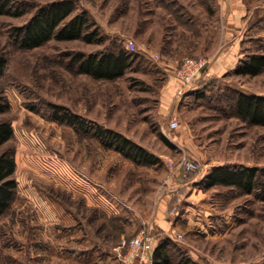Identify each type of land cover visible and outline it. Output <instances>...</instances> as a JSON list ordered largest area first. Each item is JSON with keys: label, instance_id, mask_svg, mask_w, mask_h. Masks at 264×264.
<instances>
[{"label": "rangeland", "instance_id": "obj_1", "mask_svg": "<svg viewBox=\"0 0 264 264\" xmlns=\"http://www.w3.org/2000/svg\"><path fill=\"white\" fill-rule=\"evenodd\" d=\"M51 1L11 0L0 13V103H8L0 121L13 126L0 154L14 151L17 180L0 221V264H136L145 247L133 254L130 240L144 228L158 244L167 240L168 264L182 255L202 264L264 262V177L251 191L207 181L217 165L264 167V125L234 108L237 90L264 94V70L210 67L230 53L238 64L264 51V0H75L65 21L86 10L83 36L21 47L15 27ZM115 48L131 54L116 78L93 77L72 62L77 52ZM187 56L210 62L207 92L177 91L172 106L181 123L171 128L166 84L172 76L182 81L177 69ZM57 111L81 115L87 128L56 118ZM102 128L145 147L149 161L127 155ZM184 156L199 168L187 171ZM176 175L185 179L183 196L166 199L163 191L179 185ZM157 210L178 233L162 230ZM227 219L232 228L215 235ZM155 248L142 264H153Z\"/></svg>", "mask_w": 264, "mask_h": 264}, {"label": "trees", "instance_id": "obj_2", "mask_svg": "<svg viewBox=\"0 0 264 264\" xmlns=\"http://www.w3.org/2000/svg\"><path fill=\"white\" fill-rule=\"evenodd\" d=\"M14 5L11 0H0V13L6 12ZM76 8L75 0H54L42 4L33 16L24 24L15 27V41L24 48H31L42 44L52 36L57 38L81 37L88 23L86 10L74 14L65 21ZM17 13L21 12L16 11ZM91 38V33L86 35ZM131 54L125 48L106 49L99 52H77L72 57V62L80 72H85L96 78H116L122 75L128 64ZM6 59L0 58V75L4 71ZM239 74L256 75L264 70V51L253 52L242 58L235 67ZM208 84V83H207ZM206 84L203 89L194 90L199 96L204 95ZM234 97L235 112L242 118L255 124L264 125V94L237 90ZM8 106V103H0V110ZM59 107V106H58ZM56 118L66 120L69 123H79L87 128L86 121L78 114L69 111L60 113L57 111ZM101 134L113 133L111 129H100ZM13 134V126L10 121H0V144L5 142ZM118 141L117 147L127 155L146 162L149 161L148 150L140 144L113 133ZM114 141V140H113ZM111 143H114V142ZM121 143V144H120ZM16 160L14 151L7 149L0 154V221L4 212L9 208L17 188V180L14 177ZM264 177V167L249 166L242 164H226L215 166L207 175L209 185L221 183L237 185L246 191H251L257 183V178ZM170 254L168 242L163 239L156 246L153 255V264H168ZM179 264H202L190 256L182 255ZM261 264H264L262 262Z\"/></svg>", "mask_w": 264, "mask_h": 264}, {"label": "crops", "instance_id": "obj_3", "mask_svg": "<svg viewBox=\"0 0 264 264\" xmlns=\"http://www.w3.org/2000/svg\"><path fill=\"white\" fill-rule=\"evenodd\" d=\"M236 57H237L236 55L235 56L234 55L231 56V53H230L229 54V58H227L225 62L224 61L221 62L220 58H219V60L216 59L215 62H212L210 64V67H213L214 66L215 72H217V70L219 68H225V70L228 69V68H235L237 64H236V60H234V59ZM238 58L239 57H237L236 59H238ZM219 62H221V63H219ZM207 77H208V75L199 78L194 83L193 88L190 89V90H188V91H186V94H191V95L194 94L195 95L196 93L194 92V90H197V89L203 87L205 84H207V82H208V79H206ZM176 78L177 77L172 76V79H170L169 82L166 84V97L168 99V100H166V104H167L166 110H167L168 113L171 114L170 115L171 116L170 121L173 118H175V116H178L179 113H180L179 112V109L176 107V105L175 106H172L173 105L172 99L175 98V95H176L178 89L182 85V81H180L178 78L177 79ZM179 122L181 123L180 120H179ZM176 180H177V183H179V185H175L174 187H171L170 186L169 188H167L166 190H164L163 191V194H162V196L164 198L168 199V197L170 196L171 193H173V194L178 193L179 195L182 194L181 196H183V192L182 191L184 189V186L186 185L185 179L183 177L179 176V175L178 176L176 175ZM194 193L195 192H193V194ZM193 194H191V195H193ZM189 212H190V209H188V206H185L183 213L185 215H188L189 216V214H190ZM159 213H160V217H159ZM157 217L160 219L159 224H160L162 230H164L165 232H168V233L171 232L172 234L178 233V229H177L176 225L173 224L172 222H170V220H168L166 218L164 211L163 212H161V211L158 212V210H157V212L153 216V220H155ZM188 222H191L190 219L188 220ZM226 222H228V227L227 228H224V232H222V231L219 232V231H216L215 230V232H214L215 235L218 234V233H219V236L220 235H223L224 233L228 232L232 228V223H231L230 219H227ZM154 236H155V234L154 235H151V237L149 238V240L147 242V245L145 246L144 253L146 254L145 255L146 257H144L142 259V261H139L136 264H142V262H145V261H148V260H152V251H153L154 247H156L157 244H158V237H156V236L154 237Z\"/></svg>", "mask_w": 264, "mask_h": 264}, {"label": "built area", "instance_id": "obj_4", "mask_svg": "<svg viewBox=\"0 0 264 264\" xmlns=\"http://www.w3.org/2000/svg\"><path fill=\"white\" fill-rule=\"evenodd\" d=\"M128 46L134 48L135 42L130 39L128 41ZM210 62L202 57H194V56H187L185 57L182 62L180 63L177 73L182 80V85L178 90V94H183L186 91L193 88L194 83L201 77H203V73L208 72ZM180 122L177 118H173L170 121L171 128H177ZM187 171L196 170L199 168V163L195 158L184 156L182 159V163ZM180 237L183 236L182 233L178 234ZM150 238V232L147 229H142L139 234L132 237L130 240V247L133 254H138L139 249H144L147 245V242ZM145 254V253H144ZM146 255V254H145ZM145 255L143 257H145Z\"/></svg>", "mask_w": 264, "mask_h": 264}]
</instances>
